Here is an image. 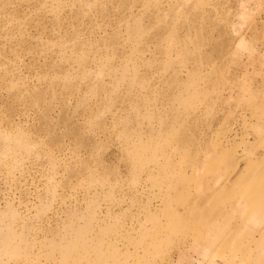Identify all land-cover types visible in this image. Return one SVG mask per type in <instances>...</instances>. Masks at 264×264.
Wrapping results in <instances>:
<instances>
[{"label": "rangeland", "instance_id": "rangeland-1", "mask_svg": "<svg viewBox=\"0 0 264 264\" xmlns=\"http://www.w3.org/2000/svg\"><path fill=\"white\" fill-rule=\"evenodd\" d=\"M0 131V264H264V0H0Z\"/></svg>", "mask_w": 264, "mask_h": 264}, {"label": "bare ground", "instance_id": "bare-ground-1", "mask_svg": "<svg viewBox=\"0 0 264 264\" xmlns=\"http://www.w3.org/2000/svg\"><path fill=\"white\" fill-rule=\"evenodd\" d=\"M0 137L4 140H9V138H10L8 133L1 132V131H0ZM262 139L263 138H261V139L259 138L258 140L260 141ZM190 143H191V148H192V146L194 147V144H196L197 141L194 138H192ZM261 143H259V144H261ZM263 144H262V146H263ZM262 151H264V148L262 149ZM262 155H264V154H262ZM243 158H245V157H243ZM203 162H204L203 166L206 167L208 160H204ZM225 163H228V161L226 160ZM236 165H238V164H235V166ZM231 170H232V168H231ZM254 171H255V169L251 172L244 171V170L240 169L239 172L235 173L234 178L229 180L227 187L236 186V187H239L238 190L242 189L241 195L236 196L235 201L238 199H241L244 201L248 200V204H250V205L258 203L260 206H264V181H261L256 177V175L260 174L262 171H264V169L261 170V167H260L258 169V171L253 174ZM225 182H226V180H225ZM223 184H226V183L223 182ZM234 195H235V193H234ZM215 202H216V200L214 202H210L206 198L204 200V202L199 203V205L196 207V209L194 211V214L196 215L197 223L201 224L202 221L212 217L216 213L215 212L216 210L213 209ZM190 208L191 207L189 205H186L183 207L184 211H187ZM178 219L182 221V224H187L193 220V216L187 215V214L179 215ZM140 229H142V228H140ZM4 244H7V242H4Z\"/></svg>", "mask_w": 264, "mask_h": 264}]
</instances>
